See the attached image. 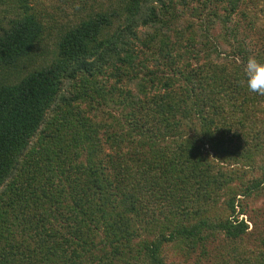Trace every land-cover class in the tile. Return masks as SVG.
I'll list each match as a JSON object with an SVG mask.
<instances>
[{
	"label": "trees",
	"instance_id": "16d2710c",
	"mask_svg": "<svg viewBox=\"0 0 264 264\" xmlns=\"http://www.w3.org/2000/svg\"><path fill=\"white\" fill-rule=\"evenodd\" d=\"M249 57L264 0H0V264H264Z\"/></svg>",
	"mask_w": 264,
	"mask_h": 264
},
{
	"label": "clouds",
	"instance_id": "9594fccd",
	"mask_svg": "<svg viewBox=\"0 0 264 264\" xmlns=\"http://www.w3.org/2000/svg\"><path fill=\"white\" fill-rule=\"evenodd\" d=\"M244 73L249 91L264 95V63L258 62L255 57H249Z\"/></svg>",
	"mask_w": 264,
	"mask_h": 264
},
{
	"label": "rangeland",
	"instance_id": "374dc122",
	"mask_svg": "<svg viewBox=\"0 0 264 264\" xmlns=\"http://www.w3.org/2000/svg\"><path fill=\"white\" fill-rule=\"evenodd\" d=\"M237 20H238V19H237ZM240 217H242V218L246 219V217H245V216H244V217H243V216H240Z\"/></svg>",
	"mask_w": 264,
	"mask_h": 264
}]
</instances>
